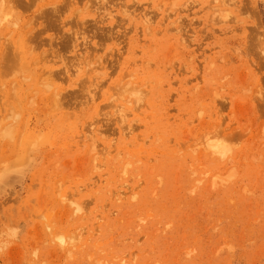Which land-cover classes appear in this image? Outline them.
Wrapping results in <instances>:
<instances>
[{
  "label": "rangeland",
  "instance_id": "obj_1",
  "mask_svg": "<svg viewBox=\"0 0 264 264\" xmlns=\"http://www.w3.org/2000/svg\"><path fill=\"white\" fill-rule=\"evenodd\" d=\"M20 1L29 71L0 36V264H264V0H218L223 21L212 0Z\"/></svg>",
  "mask_w": 264,
  "mask_h": 264
},
{
  "label": "bare ground",
  "instance_id": "obj_2",
  "mask_svg": "<svg viewBox=\"0 0 264 264\" xmlns=\"http://www.w3.org/2000/svg\"><path fill=\"white\" fill-rule=\"evenodd\" d=\"M6 1H8L7 3H6V5H7V7H4V4H5V2ZM18 1H20V0H0V36L1 37H3V38H8V40H7V42H8V44H7V49L10 51V50H13V53H12V57L13 58H17V60H18V62L17 61H15V62H11V64H14V63H18L19 64V67H21V68H23L24 70H26V71H29V65H28V63L26 62H24V59L23 58H25V56L27 55L26 54V52H27V49L24 47V45L25 44H27L26 43V41H28L29 43H30V37H27L26 38V36H27V33H31V32H33V31H31L30 32V30L29 31H27V32H25L23 29H21L20 30V20H21V18L18 16V17H15L14 16V14L12 13L13 12V4H15V3H17L18 4V6H19V3L20 4H22V2H23V5H24V1H20L19 3H18ZM36 1V0H35ZM15 2V3H14ZM30 2H34V0H29V3ZM171 2V1H170ZM13 3V4H12ZM28 3V2H27ZM212 3H213V5H212V7H211V10H212V13L218 18V19H220V20H222L223 21V19H224V17L222 16V14H223V10L221 9V4L219 3V1L218 0H212ZM26 4V3H25ZM32 5H33V3H31ZM40 5V4H39ZM172 5V4H171ZM25 6V8H26V6H27V4L26 5H24ZM29 6V8H30V5H28ZM28 6H27V8H28ZM35 6V5H34ZM104 6H106L105 4H104ZM175 6V3H174V5H173V7ZM16 7H17V5H16ZM17 8H19V7H17ZM23 8V7H22ZM104 8V7H103ZM20 9H21V6H20ZM59 9V8H58ZM22 10H24V8L22 9ZM53 10V9H52ZM106 10V7L104 8V11ZM25 11H26V9H25ZM24 11V12H25ZM40 11H41V9H40ZM39 11V13H41ZM54 11V10H53ZM55 11H57V9L55 8ZM54 11V12H55ZM59 11V10H58ZM57 11V12H58ZM107 11V10H106ZM130 11V10H129ZM127 9L126 10H124L122 13H123V16L124 17H126L125 19H127V20H129V21H131V20H133L134 19V17H136L137 15L135 14V12L134 11H131V12H129ZM28 12V11H27ZM56 12V13H57ZM43 13H44V10H43ZM59 13V12H58ZM174 13V12H173ZM179 13V12H178ZM38 14V13H37ZM42 14V13H41ZM46 14V13H45ZM50 14V13H49ZM48 14V15H49ZM106 14V13H105ZM107 14H108V12H107ZM57 15V14H56ZM109 15V14H108ZM165 15V14H164ZM173 15V14H172ZM11 16H12V19H11ZM41 16V15H40ZM43 16V15H42ZM51 16V15H50ZM53 16V15H52ZM106 16V15H105ZM169 15H168V13L165 15V20H168L169 19V17H168ZM214 16V17H215ZM38 17H39V14H38ZM45 17V16H44ZM107 17V16H106ZM34 18L35 19H38V18H36L35 16H34ZM41 18H43V17H39V19H41ZM141 22L143 23V27H144V30L145 31H147V32H145V33H150L149 32V30L151 29V24H152V16L150 15V14H147V13H143L142 14V16H141ZM4 19H6L5 21H4V23H2L3 22V20ZM10 19V20H9ZM104 19V18H103ZM124 19V18H123ZM122 19V20H123ZM180 19V16L179 17H177L173 22H171V26H173V29L174 30H176L178 33H181L182 32V29H181V27L180 26H178V25H176L177 24V22H178V20ZM217 19V20H218ZM56 20V19H55ZM122 20H121V22H122ZM214 20V19H213ZM212 20V21H213ZM220 20H219V22H220ZM36 21V20H35ZM47 21V20H46ZM46 21H45V23H46ZM49 21V20H48ZM52 21V20H51ZM57 21V20H56ZM56 21H54V22H56ZM125 21V20H124ZM123 21V22H124ZM221 21V22H222ZM42 22H44V21H42ZM120 22V23H121ZM218 22V23H219ZM47 24V23H46ZM49 24H51V23H49ZM56 24V23H55ZM131 24V23H130ZM22 25H26V24H23L22 23ZM24 26H23V28H24ZM44 26V25H43ZM54 26V25H53ZM52 26V27H53ZM57 25H55V27H56ZM48 27L50 28V25H48ZM45 29L46 28H44L43 29V32H45ZM25 32V33H24ZM40 32H42V31H40ZM43 32H42V34H43ZM34 35V34H33ZM38 35H41V33L39 34L38 32H37V36ZM75 35V34H74ZM0 37V38H1ZM70 37H71V35H70ZM69 37V38H70ZM33 39H36V38H34V37H32ZM39 37H37V39H38ZM36 39V40H37ZM40 39H41V36H40ZM40 39H39V41H37L38 43H40ZM51 39V38H50ZM72 39V38H71ZM70 39V40H71ZM4 40V39H3ZM32 40V39H31ZM36 40H34L35 42H36ZM66 40L68 41V43L70 42L69 40H68V37L66 38ZM73 40V39H72ZM72 40H71V42H72ZM65 41V40H64ZM67 41H65V43L67 42ZM74 41V40H73ZM76 41V40H75ZM35 42H33V43H35ZM37 42H36V44H37ZM71 42L69 43V44H71ZM88 42V41H87ZM32 43V42H31ZM67 43V44H68ZM68 44V45H69ZM82 44V43H81ZM80 44V45H81ZM88 44V43H87ZM87 44H85V45H87ZM65 45V44H64ZM41 46V45H40ZM67 46V45H66ZM72 46H73V44H72ZM71 46V47H72ZM83 46H84V44H83ZM88 46H89V44H88ZM39 47V45H37V48ZM86 47V46H85ZM2 47H0V49H1ZM85 49V48H84ZM81 50V49H80ZM4 51V49L3 50H1L0 51V53H2ZM30 51H32L31 49H30ZM29 51V52H30ZM33 51H35V49H33ZM82 52V51H81ZM4 54H5V52H4ZM3 54V55H4ZM2 55V56H3ZM1 56V57H2ZM8 57V56H7ZM77 58L78 59H80L81 57H80V53L78 54V56H77ZM35 64H36V62H35ZM76 66V65H75ZM78 66V65H77ZM72 67V66H71ZM20 68V69H21ZM70 66L68 67V69H65L64 70V72H66L67 74H69V70L70 69H72V68H70ZM73 70V69H72ZM73 72V74H75V75H78V70H76L75 69V71H72ZM72 74V75H73ZM71 75V74H70ZM73 77V76H72ZM27 78H30V75L27 77ZM25 80H27V79H25ZM131 86V85H130ZM131 89L130 90H132V92H131V94H135V93H137L136 92V90H135V88L133 87V86H131L130 87ZM127 89V88H126ZM125 91H127V90H125ZM125 91H124V93H125ZM128 91H129V89H128ZM129 92V93H130ZM89 94V98L88 99H92L93 98V95L91 94V92L90 93H88ZM53 96H55V95H53ZM131 95H129V96H127L126 98L125 97H123V101L122 102H119L118 104H113V106L112 107H114V109H116V114L118 115V122L120 123V125H123L124 124V118H125V113H124V110H127L128 108H127V105L126 104H130V103H132V101H133V98H130L129 99V97H130ZM138 96V95H137ZM55 97H57V96H55ZM121 97H122V95H121ZM131 97H133V96H131ZM58 98V97H57ZM56 99V98H55ZM128 100V101H127ZM54 102H56L55 100H54ZM134 102H138V100H135ZM124 103V104H123ZM126 107V108H125ZM99 121V120H98ZM94 122V121H93ZM92 122V123H93ZM96 123H97V121H95ZM10 125L11 124H8L7 126L5 125L4 127H6L5 129H4V132H2V130H0L3 134L2 135H4V136H6L5 138H8V139H10L11 137H13V135H14V133L16 132L15 131V129L14 128H9L10 127ZM95 125V124H94ZM90 126V125H89ZM92 128V127H91ZM100 128V127H99ZM102 128V127H101ZM125 129V128H124ZM86 130V129H85ZM84 130V131H85ZM88 130V129H87ZM121 131H123V129L121 128ZM124 131H126V132H124ZM123 131V133L124 134H126V135H129V134H127V131H128V133H130L131 134V129H129V128H126V130H124ZM0 132V133H1ZM86 132V131H85ZM99 132V131H98ZM96 134H97V130L93 127L91 130H88V133H86V135H88V138L90 139L89 141L91 142V144H89L90 145V152H93V154L95 155V152H96V150H97V144H96V140H95V137H96ZM100 135H101V133H99ZM98 134V135H99ZM21 134H18L17 136H20ZM125 135V136H126ZM3 136V137H4ZM27 137H29V136H26L25 137V139L27 138ZM87 137V136H86ZM88 138L85 140V142L88 140ZM30 139V138H29ZM83 141V140H82ZM205 141H206V143H207V148L211 151V153H214V154H216V153H219V149H218V146H216L215 145V143H208L207 141H209V137L207 136L206 137V139H205ZM89 143V142H88ZM87 145V144H86ZM112 146V145H111ZM128 146V145H127ZM126 146V147H127ZM125 147V148H126ZM110 148H112V147H109V148H104L103 150H102V153H103V151H104V154H102V155H108L109 156V154L111 153L110 152ZM98 152H97V154H96V156H94L93 158H94V160L96 159V157H97V155L98 154H100L101 155V153H99V152H101V150H97ZM90 152H88V154H90ZM90 156V155H89ZM94 165H95V163H94ZM93 166V165H92ZM96 167H97V165H96ZM98 170V169H97ZM48 231H51V230H48ZM49 235H50V232H49ZM54 236V235H53ZM51 237V236H50ZM55 237V236H54ZM57 237H55V239H56ZM57 239H59V238H57ZM60 240V239H59ZM61 241V240H60Z\"/></svg>",
  "mask_w": 264,
  "mask_h": 264
}]
</instances>
